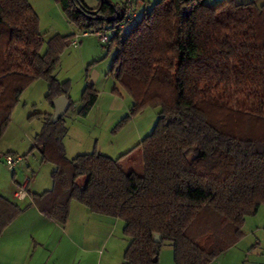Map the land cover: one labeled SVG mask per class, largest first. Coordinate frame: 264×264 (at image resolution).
<instances>
[{
    "label": "trees",
    "instance_id": "trees-1",
    "mask_svg": "<svg viewBox=\"0 0 264 264\" xmlns=\"http://www.w3.org/2000/svg\"><path fill=\"white\" fill-rule=\"evenodd\" d=\"M55 1L78 32L111 31V92L121 96V89L132 100L123 122L147 107L158 109V119L120 158L93 152L67 160L63 119L53 123L47 115L33 140L42 161L54 165L52 187L28 206L61 225L72 202L121 220L128 242L122 264H157L165 242L174 264H211L264 206V4L159 0L121 36L122 2L98 0L89 9L83 0ZM32 10L27 0H0V138L31 82L46 81L52 110V100L68 98V83L52 73L73 35L44 42ZM97 97L87 86L78 114L85 116ZM134 148L141 176L120 162ZM28 206L0 195V235Z\"/></svg>",
    "mask_w": 264,
    "mask_h": 264
},
{
    "label": "rangeland",
    "instance_id": "rangeland-1",
    "mask_svg": "<svg viewBox=\"0 0 264 264\" xmlns=\"http://www.w3.org/2000/svg\"><path fill=\"white\" fill-rule=\"evenodd\" d=\"M27 1L37 17L38 30L44 42L56 35L68 36L72 30L78 32L73 25L66 22L55 0ZM108 1L112 5L122 2V0ZM131 1L135 8V19L121 32V36L136 19L140 18L143 11L148 10L159 0ZM220 1L222 0H210L208 4L215 6ZM106 34L109 39L112 37L111 31ZM80 41L81 44L76 48L70 45L63 48L59 53L55 71L52 73L60 83H68L67 99L73 104L62 118L66 130L61 138L63 151L67 160L93 152L115 160L137 144L133 136L142 133L144 138L152 132L158 119V109L143 108L141 112L123 122V119L129 117L132 100L121 89H119L121 96L116 97L111 92L114 86H117L113 75L108 72L112 65L113 51H109L106 47L107 43H101L94 35H88ZM45 48L46 44L41 48V53L46 51ZM90 85L97 91V102L85 116H81L78 114L81 107L80 98L84 89ZM47 87L46 81L35 80L24 88L9 114L10 121L0 138V195L13 200L12 193L27 182L28 191L25 192H30L28 198L26 201L15 200V204L23 208L31 202L33 195L42 194L52 187L50 177L55 169L54 165L42 161L40 150L34 147L33 140L41 131L44 118L53 113L45 99ZM118 104L121 105L120 108L113 109V106ZM121 143L126 145L122 146ZM6 155L20 158L13 172L4 167L3 158ZM141 160L140 149L134 148L120 162L125 172L141 176L143 173ZM116 221L114 238L107 248L108 253L112 254L113 264H122L128 242L123 238V223L119 219ZM244 221L243 236L235 244L236 246H231L232 254L225 256L226 251L211 264H264V206L259 207L255 215L246 217ZM51 227L43 226V229H40L41 234L47 237L54 233V236H57L59 232H53L54 229ZM28 243L29 250H32L33 244L30 241ZM164 245L159 252L160 255L163 251L161 264H167L165 249L170 244L165 242ZM23 248L25 244L20 247ZM39 251L45 257L43 251Z\"/></svg>",
    "mask_w": 264,
    "mask_h": 264
},
{
    "label": "crops",
    "instance_id": "crops-1",
    "mask_svg": "<svg viewBox=\"0 0 264 264\" xmlns=\"http://www.w3.org/2000/svg\"><path fill=\"white\" fill-rule=\"evenodd\" d=\"M83 1L89 9L96 8L98 4V0ZM233 1L235 4L255 3L258 7L264 4V0ZM73 33H75L74 30L71 31V34ZM120 106L118 104L112 108H120ZM141 134L133 136V140L137 141V144L143 139ZM121 145L125 146L126 143L125 145L121 143ZM125 153H122V155ZM21 187H25V191H28L27 182ZM29 193L25 192L24 201L28 198ZM82 208H84L83 205L72 203L70 215H68L69 219L64 225L42 217L33 205L25 208L19 217H16L0 235V240H2L0 241V264H113L111 261L112 254L108 253L107 246L114 238V229L117 225L116 219L94 215L86 211V208L83 210ZM45 225L53 226L51 227L54 229L53 232L58 231L59 234L54 236L53 233V235L50 234L47 237L42 235L40 229H43ZM29 241L33 244L32 250H29ZM24 244L25 248L20 249ZM163 246L162 248H164ZM166 248V263L174 264L172 263L173 250H171V245ZM39 250L43 251L45 257L41 255ZM232 250V247H230L225 256L232 254ZM162 253L163 251L158 255L157 264H161Z\"/></svg>",
    "mask_w": 264,
    "mask_h": 264
},
{
    "label": "built area",
    "instance_id": "built-area-1",
    "mask_svg": "<svg viewBox=\"0 0 264 264\" xmlns=\"http://www.w3.org/2000/svg\"><path fill=\"white\" fill-rule=\"evenodd\" d=\"M123 7L125 9V14L124 17L121 21V23L118 25L117 29L120 31H124L128 24L132 21V19L135 18V8L133 7V3L131 0H122ZM110 32L108 29H104L102 31H96V32H75L71 35H73L71 41H70V46L72 48H76L80 44V39L85 38L88 35H94L98 38L101 43H108L109 42V37L106 33ZM20 158L16 157L14 158L13 156L6 155L3 158L4 161V167H6L8 170L11 172L14 171L15 166L19 162ZM25 187H20L19 190L15 191L12 195L13 200H18V201H23L26 197L25 194Z\"/></svg>",
    "mask_w": 264,
    "mask_h": 264
},
{
    "label": "water",
    "instance_id": "water-1",
    "mask_svg": "<svg viewBox=\"0 0 264 264\" xmlns=\"http://www.w3.org/2000/svg\"><path fill=\"white\" fill-rule=\"evenodd\" d=\"M87 15H95V11L92 10H87L86 11ZM66 96H60L54 100H52V105H53V113L51 115V121L53 123L58 122L60 119L63 118V116L66 114V111L70 107V102L69 100L66 99ZM153 242L154 243H160L162 239L160 238V235L154 234Z\"/></svg>",
    "mask_w": 264,
    "mask_h": 264
}]
</instances>
